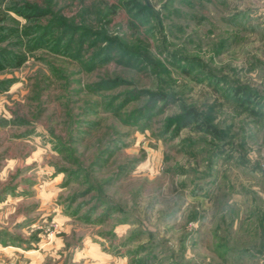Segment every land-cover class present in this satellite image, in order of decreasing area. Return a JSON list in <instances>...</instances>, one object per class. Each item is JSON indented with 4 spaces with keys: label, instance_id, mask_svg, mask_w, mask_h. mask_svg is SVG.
Wrapping results in <instances>:
<instances>
[{
    "label": "rangeland",
    "instance_id": "1",
    "mask_svg": "<svg viewBox=\"0 0 264 264\" xmlns=\"http://www.w3.org/2000/svg\"><path fill=\"white\" fill-rule=\"evenodd\" d=\"M0 264H264V0H0Z\"/></svg>",
    "mask_w": 264,
    "mask_h": 264
}]
</instances>
